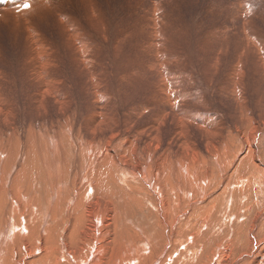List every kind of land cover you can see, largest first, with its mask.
Here are the masks:
<instances>
[{
  "label": "bare ground",
  "instance_id": "1",
  "mask_svg": "<svg viewBox=\"0 0 264 264\" xmlns=\"http://www.w3.org/2000/svg\"><path fill=\"white\" fill-rule=\"evenodd\" d=\"M22 1L0 4V12L12 14ZM33 1L32 10L15 16V20L66 0ZM99 1L79 0L80 16L91 22ZM52 26L65 34L60 21L54 20ZM31 30L36 29L29 27L27 32ZM39 64H43L42 70L50 67L43 61ZM33 66L31 70L38 72V65ZM174 73H168L172 80ZM185 74L183 77L190 75ZM54 82L45 80L43 84L55 90ZM99 83L95 86L96 102L102 104L95 105L88 124L84 120L87 125L68 115L71 103L65 92L59 97L57 91L55 103H47L54 98L45 97L51 94L47 88L44 103L36 104L38 99L29 102L37 113L29 118L36 125H31L27 134L20 129L23 121L14 109V100L0 86V264H264V110L257 111L259 119L251 116L249 121L247 113H233L235 124H241L232 127L219 114L210 116V112H201L202 107L196 110L189 106L191 102L182 100L189 97L186 91L173 89L175 93H170L167 87L172 96L155 104L158 109L148 125L139 121L142 113L135 106L125 110L122 122L112 123L113 100L110 103L106 91H100ZM108 89L106 93L112 98L114 92ZM201 99L199 95L196 100L202 103ZM52 105L57 109L55 118L38 115L49 112ZM166 117L171 118L176 131L163 141L168 135L160 120ZM47 123L61 125L50 136L42 132L38 138L34 129L39 127L40 131ZM40 138L46 139L45 145L38 143ZM25 158L33 167L24 168Z\"/></svg>",
  "mask_w": 264,
  "mask_h": 264
},
{
  "label": "rangeland",
  "instance_id": "2",
  "mask_svg": "<svg viewBox=\"0 0 264 264\" xmlns=\"http://www.w3.org/2000/svg\"><path fill=\"white\" fill-rule=\"evenodd\" d=\"M238 1L101 0L98 2L99 4L93 13L92 23L81 17L82 12L79 0H66L65 2H59L49 8L50 10H34L32 15L27 16L28 18L20 17L21 19H18L19 21L15 20V16L30 12L32 8L25 12H18L19 8H17L13 10L12 14L8 15L0 12V64L2 66H0V86L3 90L6 89L5 93H8L7 97L14 100H12L14 109L20 116V120L23 121L20 123V129L27 134L31 125H36L35 123L29 122L30 116L37 113L35 110L31 109L33 105L29 102H34L38 99L36 104L41 103L42 101L44 103L46 99L43 98V94L47 88L51 91V94H48L45 97L54 95V98L47 103H55L57 91L59 97L65 92L64 94H67L68 100L71 103L68 115H75L74 117L77 119L74 118V121L78 124L87 125L90 122L89 120H91L90 116L92 114L90 113H93L95 105L102 104L96 102L97 91L95 87L98 85V81L102 80V76V83L100 82L101 85L98 86L99 89L101 86L100 91L104 90V92H107L105 89L109 88L110 90L108 89V92H114L112 98L111 94L104 93L109 98L110 103H112L113 100V105L110 104V107L113 110L115 109L113 111L110 108L112 111H110L111 117L113 116L112 118L114 119L111 118V120L114 121L112 122L110 120L112 123L122 122L124 120L125 114L123 113H125V110L135 106L136 108H139L142 113L141 115H138L140 116L139 121L148 125L151 116L155 113V110L158 109L155 104L160 101V98L167 100V97H169L171 95L170 93H173L174 90L176 92L186 91L189 97L183 96L182 100L187 103L191 102V104H188L189 106H195L196 110H199L202 107L201 112H210V116H213V113L219 114L224 117L228 122V125L231 124L232 127L241 124H235L234 122H237V117L234 120L232 114L234 113V115H236V112L241 113L244 116L247 113L248 121L251 116L259 119L260 111L262 112L264 110V0ZM232 2L234 5L231 4ZM235 6L237 8H235ZM87 11L90 13L92 10L88 9ZM250 16H253L252 18H257L250 19ZM54 20H58L62 23L65 29V34L63 32L58 33L56 29L57 26L55 28L52 26ZM25 23H27V26ZM28 24H30V26ZM24 26L26 27L24 28ZM28 26L33 27L36 30L27 32L29 29ZM251 36L253 39L250 38ZM36 41L37 44L35 45ZM45 45H47V47ZM85 45L87 46V49H85ZM83 46L84 49L81 51ZM235 47L240 49L238 50ZM41 48L44 49L42 50ZM39 50H41V52ZM86 50L89 51L88 54H85ZM164 54L168 55L166 56ZM50 55L52 57H50ZM237 55H239V57L241 56L240 58L242 59L240 60ZM242 55L245 58H243ZM172 57L174 58L171 59ZM161 58L164 60L162 61ZM190 58L192 60H190ZM169 59L175 60L170 61ZM236 60L239 64L236 63ZM42 61L47 63L50 67L42 70L43 64H39ZM155 61L158 65H156ZM177 62L181 66L175 64ZM79 64H82L81 68ZM237 64L241 65L238 66ZM33 65H38V72L35 70L37 73L31 70V67L34 69ZM77 68L78 73H76ZM160 68H164L163 71H166L167 73L164 74L165 72ZM81 69L83 75L79 73V70L81 71ZM93 69L98 71H93ZM174 69H177V71H174ZM235 69L237 72H235ZM2 70L4 74L2 73ZM178 70L180 75L177 73ZM89 71L91 72L89 73ZM118 71L125 75L122 73L118 74ZM180 71L183 73L186 72L190 75L185 74L188 76L183 77V73ZM238 71L241 73L240 75ZM110 73L111 75H114L111 79H109L111 75L108 76ZM168 73L175 74L173 76L174 80H172ZM59 74L61 76H59ZM78 74H81V76L79 77ZM237 74L240 78L237 77ZM180 76L183 77L181 78L182 81L180 78H176ZM6 77L8 78L6 79ZM165 77L168 79L167 81ZM186 79L188 82H185ZM45 80L52 83L55 81V90L47 87V85H45L47 82L43 84ZM189 81L191 83H189ZM2 82L4 83V86ZM172 82H175V84H172ZM182 83L184 86L181 85ZM176 85L183 89L176 87ZM88 86L89 88H87ZM41 87L44 89L40 90ZM162 87L165 91H162ZM167 87L169 88L170 93L167 92ZM150 89H154L155 91ZM67 91L68 93H66ZM199 95L202 98V103H199V101L196 100ZM156 98H159V100ZM182 100H179V102H182ZM161 104L162 103H160V105ZM259 105L260 107H258ZM146 106H149V108L152 109H146ZM87 108H89L88 111ZM116 110H118L117 114ZM83 113L86 115L84 116L85 119ZM40 114L48 116L54 115L53 118H55L57 115V109L52 105L49 108V112H38V115ZM142 115H144L143 118H141ZM117 119L122 120L118 122ZM165 119L170 123L166 122ZM160 121L164 123L160 122V126L163 124L161 126V128H163L162 130H164L163 132L168 135V137H163L165 138L163 141H165L172 133L175 134L176 130L172 125L173 121L170 117H166ZM58 125L60 126L61 124L49 123L48 125L47 123L46 128L42 127L43 131H39V127H37L34 129L38 132L37 134L35 133V135H38L39 138L40 133L45 132L47 133V136H50V133L56 132L55 129L59 127ZM158 126L159 125L156 127L158 128ZM75 128L76 131H78L77 126H75ZM44 139L45 138H40L38 143L45 145L46 139ZM172 144L171 146H174V143ZM29 145L31 146V143ZM262 157L264 158V151ZM25 159L30 163L27 162V165L24 168L33 167V165H31L33 162L30 161L29 158ZM228 221L229 219L224 221L225 224L222 225V229ZM230 221L234 222L235 219ZM232 222L231 225L233 226L234 223ZM186 257L189 258L188 256Z\"/></svg>",
  "mask_w": 264,
  "mask_h": 264
},
{
  "label": "snow or ice",
  "instance_id": "3",
  "mask_svg": "<svg viewBox=\"0 0 264 264\" xmlns=\"http://www.w3.org/2000/svg\"><path fill=\"white\" fill-rule=\"evenodd\" d=\"M28 7H30V5L28 3L23 4V8L27 9Z\"/></svg>",
  "mask_w": 264,
  "mask_h": 264
}]
</instances>
